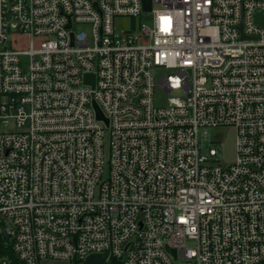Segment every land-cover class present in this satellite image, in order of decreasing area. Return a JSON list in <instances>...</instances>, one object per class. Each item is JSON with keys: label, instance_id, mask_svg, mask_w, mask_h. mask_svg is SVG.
<instances>
[{"label": "built area", "instance_id": "1", "mask_svg": "<svg viewBox=\"0 0 264 264\" xmlns=\"http://www.w3.org/2000/svg\"><path fill=\"white\" fill-rule=\"evenodd\" d=\"M151 2L0 0V264H264V0Z\"/></svg>", "mask_w": 264, "mask_h": 264}, {"label": "rangeland", "instance_id": "2", "mask_svg": "<svg viewBox=\"0 0 264 264\" xmlns=\"http://www.w3.org/2000/svg\"><path fill=\"white\" fill-rule=\"evenodd\" d=\"M129 25L128 20L126 19H121L118 21V26L121 28L127 27ZM76 30H89V26L87 25H75ZM165 73V70L161 69L157 71V75H162ZM166 94H160V91L157 93V102L162 103L165 100ZM220 133L223 137L222 142L219 144H216L215 147L218 150V154L220 159L225 165L231 164L234 162L236 158V131L233 127H223L217 131ZM108 136L105 137V147H106V152L108 148Z\"/></svg>", "mask_w": 264, "mask_h": 264}, {"label": "water", "instance_id": "3", "mask_svg": "<svg viewBox=\"0 0 264 264\" xmlns=\"http://www.w3.org/2000/svg\"><path fill=\"white\" fill-rule=\"evenodd\" d=\"M151 5H152L151 0H143V6L146 11L151 10ZM260 17H261V14H258L257 18H260ZM98 112H99L98 116L102 117L100 111ZM106 256H107L106 254L105 255L91 254L86 257L84 262H79L78 259L75 257L73 259V264H103L106 260ZM11 264H14V262H12ZM43 264H68V263L67 262H57V261H44Z\"/></svg>", "mask_w": 264, "mask_h": 264}, {"label": "trees", "instance_id": "4", "mask_svg": "<svg viewBox=\"0 0 264 264\" xmlns=\"http://www.w3.org/2000/svg\"><path fill=\"white\" fill-rule=\"evenodd\" d=\"M1 251H3V250H1ZM5 252H7V250ZM9 255L15 260V257L13 256L12 253H10ZM110 264H122V263L118 260L112 259Z\"/></svg>", "mask_w": 264, "mask_h": 264}]
</instances>
